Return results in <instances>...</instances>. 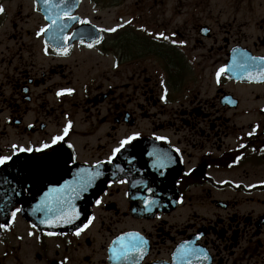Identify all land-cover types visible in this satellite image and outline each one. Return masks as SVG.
<instances>
[{"label": "flooded vegetation", "instance_id": "flooded-vegetation-1", "mask_svg": "<svg viewBox=\"0 0 264 264\" xmlns=\"http://www.w3.org/2000/svg\"><path fill=\"white\" fill-rule=\"evenodd\" d=\"M127 1L52 24L56 8L0 0V264H128L112 257L129 233L147 241L137 264H186V243L191 264H264V80L234 66L264 57V0L230 2L235 28L202 20L209 0H180L188 27L168 0ZM57 200L88 218L47 227Z\"/></svg>", "mask_w": 264, "mask_h": 264}, {"label": "snow or ice", "instance_id": "snow-or-ice-1", "mask_svg": "<svg viewBox=\"0 0 264 264\" xmlns=\"http://www.w3.org/2000/svg\"><path fill=\"white\" fill-rule=\"evenodd\" d=\"M43 3L46 6V9L48 11H51L52 8H56L58 10L57 16L55 18L53 17H49V19L52 20V24H56L57 19L60 18L59 15V9L61 8V6H65L64 7V11L63 14L67 15L69 19L72 20H76L77 17L75 16H71L70 15V10L72 5L69 3V0H59V3H54V0H43ZM0 11H2V9H0ZM64 27H66V25H64L63 27H59L58 31L59 32H63ZM49 28H51V25H49ZM49 28H44L41 29V32H48ZM108 31H115V29H108ZM161 37H164L163 33L159 34ZM57 37L55 35L50 36V39H56ZM165 39H167V37H164ZM85 37L81 36L80 38V42L84 43L85 42ZM90 41L91 40H95V42H99V37H89L88 38ZM46 44L48 43V41L45 42ZM173 43H175V41H173ZM89 47H92L93 44L91 42H89L88 44ZM47 51V49H46ZM62 52H64V54L67 53V49H61ZM259 59L261 61H264V57L261 58H256V57H251V56H245L244 57V62L243 63H236L235 59H234V66L235 68H242L245 71H248L249 68H255L256 69V74L252 75L251 73H249V79H260V80H264V65H259L256 64V60ZM229 71L228 66H224L222 68H220L217 72V80L219 82V77L221 73H225ZM68 92H71V89L66 90ZM59 95V93H58ZM71 122H69V126L70 127ZM68 127H66L64 129V135H67L68 133ZM138 135V134H135ZM251 135V133H250ZM135 136H130L128 138H126L124 141H121V147H123L125 144L129 143L132 139H134ZM64 139V136H57L54 137L52 140V143L55 144L57 143V141H61ZM158 139H162L160 137H158ZM14 148H18L19 151L21 152H31L33 149L31 148H19V146L13 145ZM50 147V145L45 144L43 145V148H48ZM39 150V149H37ZM120 148H117L114 150L115 152H119ZM178 151V150H177ZM11 160L10 156H0V165H3L6 161ZM99 172H96L95 175H99ZM53 191H57L56 189H53ZM97 203H99V201H97ZM20 209H16V211H19ZM49 211L53 212L54 216H55V220L53 221L54 223L56 222H64V223H70L74 218L79 216V212H76L74 210H68V202L67 201H60L57 200L56 201V207L54 209H48ZM3 209L0 208V212H2ZM15 211L12 212V216H15ZM44 221H42L43 223ZM91 223V220L88 221L87 224H84L83 227L87 228L88 224ZM4 225H0V227H3ZM83 229H78L76 234L79 235L80 231H82ZM52 234V233H49ZM128 237H130V239L127 240V242L125 241V237H121L119 238L121 243H120V247L114 248L113 249V257L112 259L114 260H123V261H127L128 264H137V260L139 259V257H141L143 255L144 252V245H146L147 241L144 240L143 237L139 236V234L137 233H129L127 234ZM203 250L201 249H193L191 247L188 246V243H186L185 245H182L181 248L178 250L179 254L181 255L182 259L186 261V264H191V259L190 257L192 256H196L197 252H202ZM205 259H207V255L205 254L204 256Z\"/></svg>", "mask_w": 264, "mask_h": 264}, {"label": "rangeland", "instance_id": "rangeland-1", "mask_svg": "<svg viewBox=\"0 0 264 264\" xmlns=\"http://www.w3.org/2000/svg\"><path fill=\"white\" fill-rule=\"evenodd\" d=\"M134 0H128L127 3H132ZM186 1V0H181ZM189 1V0H187ZM234 2V0H209L208 4H203L204 11L202 20H207L209 24L216 23L215 27L235 28L239 21V16L235 15V4H228L227 2ZM236 1V0H235ZM180 0H168L169 11L166 15L167 19L172 20V25L188 27L190 20L185 15V9L179 3ZM255 2H257L255 4ZM261 0H252V3L257 6ZM177 7V8H175ZM261 10V9H260ZM227 11L228 13H226ZM112 14H106V23L110 24ZM209 18V19H207ZM166 19V20H167ZM188 23V24H186Z\"/></svg>", "mask_w": 264, "mask_h": 264}, {"label": "water", "instance_id": "water-1", "mask_svg": "<svg viewBox=\"0 0 264 264\" xmlns=\"http://www.w3.org/2000/svg\"><path fill=\"white\" fill-rule=\"evenodd\" d=\"M87 208H88V206H86V205L82 206V205H81V210L83 211V213L86 212ZM86 213H87V212H86ZM86 213L83 214L82 217H84V216L86 215ZM86 216H87V215H86ZM83 220H84V219H81L79 222H82ZM68 224H69V223L60 222V223H57L55 226H67ZM49 225L52 226L53 224H49Z\"/></svg>", "mask_w": 264, "mask_h": 264}]
</instances>
